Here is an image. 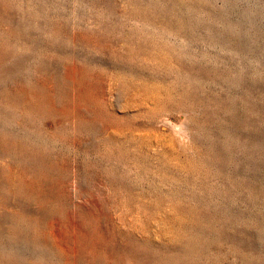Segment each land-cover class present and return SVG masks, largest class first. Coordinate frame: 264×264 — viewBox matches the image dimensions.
I'll list each match as a JSON object with an SVG mask.
<instances>
[{
    "label": "rangeland",
    "instance_id": "rangeland-1",
    "mask_svg": "<svg viewBox=\"0 0 264 264\" xmlns=\"http://www.w3.org/2000/svg\"><path fill=\"white\" fill-rule=\"evenodd\" d=\"M0 264H264V0H0Z\"/></svg>",
    "mask_w": 264,
    "mask_h": 264
}]
</instances>
